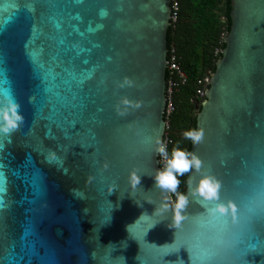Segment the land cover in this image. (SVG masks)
<instances>
[{"label": "water", "instance_id": "95a60500", "mask_svg": "<svg viewBox=\"0 0 264 264\" xmlns=\"http://www.w3.org/2000/svg\"><path fill=\"white\" fill-rule=\"evenodd\" d=\"M231 7L190 151L236 217L190 197L175 228L154 188L171 0H0V97L25 116L0 134V264H264V0ZM124 97L141 106L118 115Z\"/></svg>", "mask_w": 264, "mask_h": 264}, {"label": "trees", "instance_id": "16d2710c", "mask_svg": "<svg viewBox=\"0 0 264 264\" xmlns=\"http://www.w3.org/2000/svg\"><path fill=\"white\" fill-rule=\"evenodd\" d=\"M179 18L168 31L169 55L175 49L185 82H178L174 102L176 111L165 120L169 125L167 135L171 140L169 151L179 142L180 147L191 150L190 140L183 138V132L197 126V114L202 108L209 78L216 70L217 61L226 47L225 36L231 29V0H177ZM217 52V53H216ZM167 81L170 73L167 71ZM201 82V83H200ZM188 174L181 177L179 191L186 194ZM173 201L175 196L173 195Z\"/></svg>", "mask_w": 264, "mask_h": 264}, {"label": "clouds", "instance_id": "9594fccd", "mask_svg": "<svg viewBox=\"0 0 264 264\" xmlns=\"http://www.w3.org/2000/svg\"><path fill=\"white\" fill-rule=\"evenodd\" d=\"M133 86V81L125 78L122 84L118 87ZM142 102H133L126 97L122 98L117 104L118 115H124L121 111L120 104L139 108ZM22 105L11 92H5L0 97V134L11 137L19 131L25 123V116L21 112ZM183 138L190 140L194 145H199L204 142L205 132L203 128H191L183 132ZM155 153L161 157L164 166L157 170L154 175V188L159 189L164 196V200L171 201L172 196H175V201L172 204L173 221L175 228H180L183 221L187 219L186 210L191 203L190 197L198 198V201L205 207L207 217L210 219H227L229 215L235 219L237 207L231 201L227 204L221 202L222 182L214 174L206 172L204 161L195 152L188 151L180 147L179 142L169 151V145L166 140L158 138L155 142ZM105 164L104 168L107 169ZM139 170L134 169L129 176L130 184L136 188L141 184V175ZM193 173L200 178L198 183H195ZM186 174L190 175L188 181L190 191L185 194L181 191V177ZM168 211L166 205H162L156 209L157 213Z\"/></svg>", "mask_w": 264, "mask_h": 264}, {"label": "built area", "instance_id": "2783aa9c", "mask_svg": "<svg viewBox=\"0 0 264 264\" xmlns=\"http://www.w3.org/2000/svg\"><path fill=\"white\" fill-rule=\"evenodd\" d=\"M179 3L177 0H171V24H175L178 21L179 18ZM217 53V52H216ZM170 73V79L167 81V102H166V109H165V116L169 117L176 111V105L174 102V94H175V89L178 86V82L181 81L182 83L185 82L186 76L181 70L180 64L178 62V56L175 51V49H172L170 51L169 55V63H168V69ZM210 80L209 78H205V82L208 84ZM201 83V82H200ZM209 85V84H208ZM206 91H201L199 90V93L201 95H204ZM169 128V125L167 123L165 135H164V140L168 142V145L171 143V140L169 139L167 135V129ZM159 164L160 167L162 168L164 166V163L159 157Z\"/></svg>", "mask_w": 264, "mask_h": 264}]
</instances>
